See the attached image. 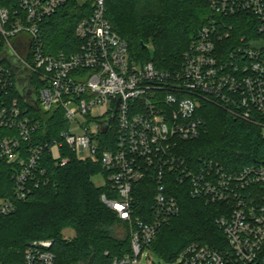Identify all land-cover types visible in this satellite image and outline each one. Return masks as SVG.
<instances>
[{"label": "built area", "instance_id": "1", "mask_svg": "<svg viewBox=\"0 0 264 264\" xmlns=\"http://www.w3.org/2000/svg\"><path fill=\"white\" fill-rule=\"evenodd\" d=\"M68 1L0 5V127L16 131L0 140V158L14 170V196L0 199V214L46 182L43 152L63 166L67 147L76 159L99 165L92 182L97 186V176V188L105 189L100 200L126 225L130 252L111 264H139L158 230L179 214L174 183L192 198L223 205L215 219L223 241L188 243L177 264H264V155L226 171L211 159L187 161L182 147L204 129L207 102L258 126L264 139V0H207L217 16L248 15L247 32L232 38V24L210 20L171 69L127 63V43L108 21L105 0H76L90 8L75 26L77 48L46 53L39 23ZM58 111L65 123L58 136L33 142ZM141 181L151 186L142 190L151 195L149 207L135 204ZM52 246L49 239L31 241L23 264H55Z\"/></svg>", "mask_w": 264, "mask_h": 264}, {"label": "trees", "instance_id": "2", "mask_svg": "<svg viewBox=\"0 0 264 264\" xmlns=\"http://www.w3.org/2000/svg\"><path fill=\"white\" fill-rule=\"evenodd\" d=\"M13 1L0 0V5L10 6ZM104 7L113 30L126 41L135 60L151 61L160 69L179 66L183 52L210 20L232 24L235 38L247 32L245 23L250 19L245 14L217 16L211 12L207 0H105ZM89 11L88 4L81 7L76 0H69L39 23L45 52L75 50L79 42L75 26ZM230 41L222 40L227 46L232 44ZM149 43L153 46V57L147 51ZM143 44L146 47L142 48ZM16 95L14 90L9 94ZM29 111L33 113L32 109ZM201 115L204 129L197 138L182 144L187 161L195 163L200 157L207 158L226 171H236L262 160L264 139L258 126L234 118L208 102L201 106ZM60 116L58 111L53 120L49 117L47 127L36 130L32 141L57 137L65 127ZM15 134L14 129L0 127V140ZM64 149L63 155L69 160L63 166L56 165L50 154L43 152L40 165L44 169L42 180L46 182L32 186L26 198L14 200L10 213L0 214L1 264H23L26 246L41 239L53 241L55 264H111L116 256L130 252L126 225L101 202L100 195L105 189L92 182L99 165L78 160L67 147ZM13 171L0 158V199H13ZM147 184L141 181L135 185L137 207L151 204V195L147 197L142 192L144 188L151 189ZM171 188L180 207L179 214L158 230L149 248L160 258L171 261L188 243L216 245L218 239L223 241L215 224L223 205L192 198L186 186L178 183ZM67 227L74 230L71 239L63 236ZM116 229H123L124 235L117 236Z\"/></svg>", "mask_w": 264, "mask_h": 264}, {"label": "rangeland", "instance_id": "3", "mask_svg": "<svg viewBox=\"0 0 264 264\" xmlns=\"http://www.w3.org/2000/svg\"><path fill=\"white\" fill-rule=\"evenodd\" d=\"M147 47H148L147 51L149 56L153 57L154 50L152 44L149 43ZM126 59H127V63L131 60L132 66H135L137 63H139L137 62V60H135V57H133L129 51L127 52ZM71 108H73V105H71ZM94 182L97 186L100 185V180L97 176H94ZM114 233H116L117 236L119 237H122L124 235L123 229H116ZM73 234H74V230L72 229V227H67L66 229L63 230V236L65 238L71 239L74 237ZM177 263H178V259L167 261L160 258L154 251H152L151 248H145L143 250V254L139 258V264H177Z\"/></svg>", "mask_w": 264, "mask_h": 264}, {"label": "water", "instance_id": "4", "mask_svg": "<svg viewBox=\"0 0 264 264\" xmlns=\"http://www.w3.org/2000/svg\"><path fill=\"white\" fill-rule=\"evenodd\" d=\"M144 47H146V45H145V44H143V45H142V48H144ZM103 130H104V129H103Z\"/></svg>", "mask_w": 264, "mask_h": 264}]
</instances>
